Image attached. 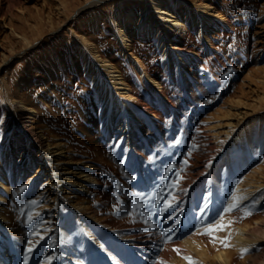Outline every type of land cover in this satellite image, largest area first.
<instances>
[{"label": "bare ground", "instance_id": "1", "mask_svg": "<svg viewBox=\"0 0 264 264\" xmlns=\"http://www.w3.org/2000/svg\"><path fill=\"white\" fill-rule=\"evenodd\" d=\"M17 1L0 0L1 19ZM55 3L61 18L41 16L20 49L0 50V264H264V84L231 98L225 122L215 113L200 127L192 110L221 82L216 41L235 24L212 0ZM53 32L67 42L41 43ZM148 40L157 60L136 45ZM33 48L28 67L45 72L38 99L32 78L10 85L2 73ZM257 76L264 83V67ZM75 79V105L54 106L70 94L59 84ZM258 161L255 178L238 179ZM165 200L173 207L162 213ZM233 203L248 210L225 216L214 241L186 233Z\"/></svg>", "mask_w": 264, "mask_h": 264}, {"label": "rangeland", "instance_id": "2", "mask_svg": "<svg viewBox=\"0 0 264 264\" xmlns=\"http://www.w3.org/2000/svg\"><path fill=\"white\" fill-rule=\"evenodd\" d=\"M74 1L78 3L82 0ZM17 2L18 3H15L14 7L10 8V11L5 14V17H3L2 19L0 18V50L4 49L8 51L11 46H13L14 49L17 50L20 49L23 45L21 35L27 36L28 38L34 37L35 32L33 29L36 28L35 24H41L38 23L41 21V16L51 14L50 16H52L54 19H56L57 16L58 19L62 17L61 14H58V12L54 10L56 9L55 0H19ZM212 2L216 3L220 10H222V12L235 25L232 30V36L226 42L216 41V46L220 50H222L225 56L224 64L216 66V69H218L217 75L221 79V82L218 83L217 88L213 90L205 89L203 91V99L197 97L196 102L192 107L193 114L196 117L198 124H200V127H204L205 122H207L206 119L208 118V116H213L215 115V113L219 114L217 117L218 121L225 122L229 118L227 117L228 115L226 113V106L224 105L227 104L231 98L241 95L244 91H251V88H255L258 92H260L262 88L261 85L264 84L261 82L259 76H257L260 75V68L264 67V58H260L262 52L264 51V0H212ZM5 6L6 5L4 3L2 5V9L5 8ZM5 11H7V9H5ZM14 27L17 29V32L13 35L11 33V28ZM41 28H43L42 30H44L47 28V26L43 25V27ZM104 33L105 31H102L99 34L100 39L102 38ZM54 36H59L60 42L64 40V35L53 32L48 33L46 35L45 42L42 41L41 43L45 44L46 42H50L48 41V38ZM66 42L64 40L62 44L64 45ZM191 42L192 41H190V43ZM100 44L102 45V48H106L107 42L104 43L100 41ZM136 45L140 46V51L144 57H148L149 60L157 58L156 46L151 40H148L142 45L137 42ZM34 51V48L28 49L27 53H25V51L23 56L20 55V57H18L17 59L12 60L13 62L9 64L7 68L4 67L2 73L6 78H9L10 85L13 84L12 82L14 78L18 76L20 77V80L24 81L26 80V78H32L35 83L33 85L34 89H32L30 94L38 99L39 93L42 92L38 91L41 88L40 83L45 82V72L43 69V71L39 69L42 67H39V77L38 75H34V73L31 72V70L33 71V69H30L28 67V62L34 58ZM115 51L117 50L115 49ZM119 55L120 54L117 53V58ZM119 59L121 60L123 66L129 70L128 72L132 73L134 75V79L137 80V76L133 71L130 63L122 56ZM35 62L37 66L38 63L37 61ZM248 75H253V77H248L251 80V84L248 83L249 79L246 78ZM256 84L258 86H256ZM59 85H61V87L58 90L69 89L70 94L60 95V97L56 98V103L54 104V106L57 104H65V106L75 105V103L79 99L78 97L82 93L80 82L75 79L72 80L71 84H69L68 82H61ZM86 86L89 89L91 85L88 82ZM181 101L184 102L185 99L182 98ZM40 104H43V102H41ZM54 106L52 107L51 112L48 113L50 119L56 118L55 115L57 110L56 108H54ZM45 107L46 106H43V108ZM71 114L72 116H75V118L79 117V114L75 113V110L73 111V113L71 112ZM73 127L74 126H71V129ZM83 145H81L82 148H84L85 146ZM108 148V152H111L112 145ZM260 161L255 164L251 163L247 167H244V169L239 173L238 179L243 178L252 180L253 178H255L258 173L257 164ZM107 170L109 172H112V166L109 165ZM123 170L124 168L122 167V171ZM126 171L128 170L126 169ZM20 185H23V187L26 186L25 178L22 179ZM38 191L39 190H37L36 193L32 195V198L38 195ZM233 193V190L229 192L230 195ZM226 204L227 200H224L222 202V207H224ZM13 206L18 207L19 205L12 204V207ZM242 208H235L234 210L230 211L229 214L228 212H224L223 210L221 212L223 213V219H221L220 215V219H218V222L222 223L225 220L224 217H230L231 213H233L234 215L242 216V210H248L245 205L244 208ZM253 216L254 214L248 213L245 217L251 218ZM20 219H23L24 222H26L25 217H20ZM212 221L214 222V219ZM206 223H208V221ZM216 223L217 222H215L214 224ZM205 228L206 227L199 229V225L197 223H194L193 225H190L186 233L188 235H191L193 233L204 235ZM219 231L221 230L218 229L216 231H213L211 235L206 234L204 240L214 241ZM48 235L50 236L51 234L45 233V240L42 245V249L45 251L50 248V239Z\"/></svg>", "mask_w": 264, "mask_h": 264}, {"label": "snow or ice", "instance_id": "3", "mask_svg": "<svg viewBox=\"0 0 264 264\" xmlns=\"http://www.w3.org/2000/svg\"><path fill=\"white\" fill-rule=\"evenodd\" d=\"M185 163H187V162L185 161ZM114 195H115V193H114ZM235 199H236V197H235V193H233V200L235 201ZM32 203H36V201H32ZM164 204H165V207H164V209L162 210V213H163V212H167L169 208H172V207H173V205H172L170 202H168L167 200L164 201ZM236 206H237V205H236L235 203H233V204H231L230 206L225 207V208H224V212H228V211H230L232 208H235ZM162 213H161V214H162ZM220 215H221V219H223V213H221ZM168 219H169V220L172 219V216L169 215ZM29 221L31 222V217H29ZM225 227H226V225H224L223 223H219V222H217L216 224L209 223L208 225H206L205 233H204V234L211 235V233H212L213 231H216V230H218V229H219V230H223ZM41 239H43V237H41ZM29 243L31 244V241H30ZM37 243H39V241H37ZM225 246L227 247L228 245L225 244ZM28 251L31 252V251H32V248H29ZM177 251H178V250H177ZM245 251H246V250H245ZM52 259H53V258H52L51 256L48 257V261H49V262H51ZM186 259H187V258H186ZM25 264H28V257H27V256H25ZM190 264H192L191 260H190Z\"/></svg>", "mask_w": 264, "mask_h": 264}]
</instances>
